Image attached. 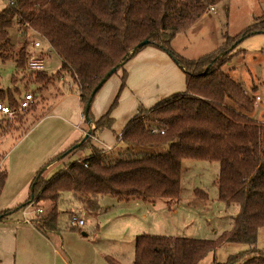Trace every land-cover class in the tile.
Here are the masks:
<instances>
[{
    "label": "trees",
    "instance_id": "trees-1",
    "mask_svg": "<svg viewBox=\"0 0 264 264\" xmlns=\"http://www.w3.org/2000/svg\"><path fill=\"white\" fill-rule=\"evenodd\" d=\"M222 1L9 0L0 11V60H14L16 72H23L29 83L45 86L51 81L48 74L39 70L26 73L28 41L35 33L60 57L58 75L69 76L76 85L84 109L108 71L116 67L117 73L146 46L170 55L185 73L186 89L151 108L140 107L125 126L115 150L92 148L89 156L70 161L49 178L42 176L43 169L39 170L28 199L15 208L0 211V220L30 203L42 208V202H49V211L34 216L31 223L51 237L60 232L59 201L64 191L74 192L89 210L97 209L98 198L104 195L120 201L155 202L164 198L173 202L181 193L184 159L218 161V199L239 206L232 227L215 239L137 234L132 264H199L226 242L249 247L212 264H236L241 260L244 261L239 264H264V250L256 247L258 231L264 226V117H254L256 96L224 70L236 53L237 44L264 32V18H256L238 34L227 36L216 52L204 57H183L171 44L208 7ZM13 28L19 30L21 41L16 54L10 34ZM144 39L149 43L135 49ZM125 85L124 71L120 91ZM97 92L85 117L95 124L92 135L112 126L110 114L119 98L117 95L109 111L95 122L91 107ZM4 97L12 108L18 104L19 98L11 91L0 93L3 102ZM90 139L88 136L75 148L71 145L51 162L62 153L66 156L89 146ZM68 149L71 150L66 152ZM6 179V170L0 172V196ZM195 193L208 198L200 188Z\"/></svg>",
    "mask_w": 264,
    "mask_h": 264
},
{
    "label": "rangeland",
    "instance_id": "rangeland-1",
    "mask_svg": "<svg viewBox=\"0 0 264 264\" xmlns=\"http://www.w3.org/2000/svg\"><path fill=\"white\" fill-rule=\"evenodd\" d=\"M8 1L0 0V11ZM216 6L214 10L206 12L199 18L187 31L179 33L172 40L173 48L180 55L186 58H199L213 54L226 41L227 36L236 35L252 24L256 18H264V0H223ZM10 34L15 43L14 54H16L21 46L20 33L17 28H13ZM35 41H40L41 46L35 47L33 45ZM28 51L30 55L36 54L43 58L44 69L39 71L48 74L51 81L45 86L36 82L29 83L28 79L24 78L23 72H16L14 60L9 59L4 62L0 60V93L5 95L11 91L20 98L34 92L37 99L30 109L17 110L13 116L0 113V172L5 170L7 172L6 186L0 197L1 210L15 208L18 202L22 204L28 199L30 186L39 170L43 169L42 176L49 178L70 161L79 159L76 157L81 150L77 149L64 157L62 153L48 167L46 164L49 161L42 160L47 153L46 150H50L47 156L53 153L51 158L59 154V144L65 131H58L57 125L60 122L55 117L56 112L53 107L60 98L57 91L59 83L66 82V79L70 80V78L67 75H58L61 59L41 36L31 33ZM234 51L236 53L224 66V70L236 81L241 82L249 93L260 95V101L256 102L255 113L259 119H263L264 32L246 37L237 44ZM29 70L26 64V73ZM13 75H16L14 81L11 80ZM4 99V103H7L6 97ZM29 147L34 148L31 155L30 152L25 153ZM164 149L165 147H162L161 150ZM219 171L218 161L184 159L178 202L157 198L155 207L149 203L151 211L157 215L147 213L145 218L142 217L146 209L141 205L132 203L133 206L129 207L126 201L116 200L117 198L111 195L99 200V207L90 210V213L83 209L84 204L81 200L64 196L59 203L58 235L62 236L61 241L65 250H62L61 244L56 247L62 250L68 264H113L112 261L117 264H132L135 236L144 232L143 230L151 234L215 239L232 227L234 217L239 212L237 203L227 205L218 199L216 181ZM196 188L206 192L208 198L197 196ZM179 205L178 211L175 212L174 209ZM34 207L36 205L32 204L31 208ZM41 207L43 213H46L51 208V204L42 202ZM22 209L23 207L14 213L20 215ZM73 215L83 217L85 224L81 227L74 225ZM72 226L76 228H71ZM248 247L247 244L238 242L223 243L199 264H212L215 260L225 261L230 255ZM256 247L264 250V226L258 231ZM47 251L46 248H40L39 251L22 248L18 257L14 254L13 258L11 257L12 261L3 263L13 264L15 259L25 264L23 262L25 259L30 261L27 262L28 264H56L52 250L49 249V254ZM57 264L64 263L58 260Z\"/></svg>",
    "mask_w": 264,
    "mask_h": 264
},
{
    "label": "crops",
    "instance_id": "crops-1",
    "mask_svg": "<svg viewBox=\"0 0 264 264\" xmlns=\"http://www.w3.org/2000/svg\"><path fill=\"white\" fill-rule=\"evenodd\" d=\"M217 15L218 13L215 14V17ZM123 69H120L117 73H114L108 78L97 92L91 107L92 115L96 122L109 111L113 101L117 95H119L118 104L112 109L110 114L113 118L112 126L93 134L89 146L79 150L76 158L89 156L92 153V148L102 150L105 146L115 147L118 144L125 126L138 113L140 107L151 108L162 99L176 93H181L186 89V78L182 68L167 52L154 46H146L143 48L135 57L125 64ZM124 71L126 72V85L120 91ZM57 91L60 98L53 107L56 112L55 117H57L60 122L57 128L58 131H65L62 133L61 138L63 139L59 144V153H61L71 145L79 142L89 129L93 131L95 124H90V122L86 120L84 116V105L80 99L77 87L71 79L68 80L67 78L66 82H60ZM256 116L257 114L254 112V117L259 119L258 116ZM33 149V147H29V150L25 153L30 152L31 155ZM46 151L47 153L44 154L42 160L49 161L46 164V167H48L51 165V160L54 157L51 158L53 153L47 156L50 150ZM64 196H70L79 200L78 196L72 191L62 192L60 200L64 198ZM105 198L108 197L106 195L101 196L98 198V201ZM178 199L174 202L177 203ZM126 203L129 207H132L133 205L131 204L133 203L145 208L146 210L142 218H145L147 213L157 215L154 211H151L150 206L152 205L155 207L156 205V203H152L151 200L131 199L126 201ZM17 204L21 203L18 202ZM166 204H168V202ZM128 205L127 208H129ZM179 207L180 205L177 209H174L175 212L178 211ZM83 209L90 213V210L85 205ZM2 210L0 209V211ZM143 231L142 233H148L147 230ZM61 239L62 236L58 234L46 237L32 223L24 221L23 214L19 215L13 213L8 219L0 220V264H4V261H12L11 257L13 258L14 254L18 257L22 248L31 251H39L40 248H46L48 254L52 250L56 264L58 260H62L64 264H68V260L62 252V250L65 249H63ZM59 244H61L62 250L56 247V245ZM23 262L28 264L27 262L30 261L23 259ZM13 264L23 263L17 262V260L14 259Z\"/></svg>",
    "mask_w": 264,
    "mask_h": 264
},
{
    "label": "built area",
    "instance_id": "built-area-1",
    "mask_svg": "<svg viewBox=\"0 0 264 264\" xmlns=\"http://www.w3.org/2000/svg\"><path fill=\"white\" fill-rule=\"evenodd\" d=\"M214 9H215V5H211L210 7L207 8L206 12H210ZM34 46L37 48L40 47L41 42L35 41ZM27 66L30 70H43L44 69V60L39 55H36V54L29 55ZM257 100H258V102L260 101L259 96H256V102H257ZM35 102H36V99H35L34 92L27 93L24 96L20 97L18 99V104H17L16 109L12 108L9 104L0 101V113L3 115L13 116L17 110L24 111V110L30 109ZM112 149H113L112 146H105L104 148H102L103 151H110ZM31 207H32V203L26 205L22 209L24 221L30 222V223H31L34 216L44 212L43 208H36V207L31 208ZM72 223L74 225L80 227V226H83L85 224V220L83 217H77L76 215H73L72 216Z\"/></svg>",
    "mask_w": 264,
    "mask_h": 264
},
{
    "label": "water",
    "instance_id": "water-1",
    "mask_svg": "<svg viewBox=\"0 0 264 264\" xmlns=\"http://www.w3.org/2000/svg\"><path fill=\"white\" fill-rule=\"evenodd\" d=\"M149 43V40L148 39H144V40H142L141 42H139L137 45H136V47H135V49H137V48H140V47H142V46H144V45H147ZM233 47V46H232ZM115 71H116V67H114V68H112L110 71H108V73L106 74V76L98 83V85L95 87V89L93 90V93H92V97L95 95V93L98 91V89L108 80V78L110 77V76H112L114 73H115ZM92 97H91V99L87 102V104H86V106H85V109H84V115H85V117L87 118L88 117V115H89V110H90V105H91V100H92ZM90 122V124H91V121H89ZM91 132H92V129H89L86 133H85V135H84V137L79 141V142H77V143H75L74 144V146H73V148H75V147H78L84 140H86L87 139V137L88 136H90V134H91ZM71 149H68L66 152H69ZM65 155V153L62 155V156H64Z\"/></svg>",
    "mask_w": 264,
    "mask_h": 264
}]
</instances>
